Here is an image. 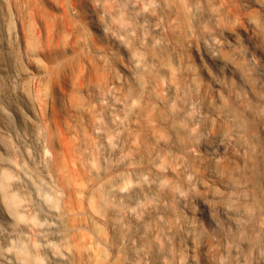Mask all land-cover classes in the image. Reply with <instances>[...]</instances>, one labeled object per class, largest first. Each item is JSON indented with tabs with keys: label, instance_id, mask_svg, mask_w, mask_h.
<instances>
[{
	"label": "rangeland",
	"instance_id": "obj_1",
	"mask_svg": "<svg viewBox=\"0 0 264 264\" xmlns=\"http://www.w3.org/2000/svg\"><path fill=\"white\" fill-rule=\"evenodd\" d=\"M0 257L264 264V0H0Z\"/></svg>",
	"mask_w": 264,
	"mask_h": 264
},
{
	"label": "bare ground",
	"instance_id": "obj_2",
	"mask_svg": "<svg viewBox=\"0 0 264 264\" xmlns=\"http://www.w3.org/2000/svg\"><path fill=\"white\" fill-rule=\"evenodd\" d=\"M6 176H8V174H6ZM5 180H6V179H5ZM3 184H4V182H3ZM5 185H6V184H5ZM3 187H4V186H3ZM8 200H9V198H8ZM8 200H7V201H8ZM10 200H12V199H10ZM10 200H9V202H10V204H12V201H10ZM13 205H14V204H13ZM16 205H17V204H16ZM8 207H9V206H8ZM9 208H10V207H9ZM13 208H16V207L13 206ZM13 211H15V210H13ZM14 213H15V212H14ZM19 218H20V217H19ZM21 218H22V217H21ZM23 253H24V254L26 253L27 255H26V256H24V254H23L22 256L20 255L21 257H20V256H19V257H20L21 259H23V258L25 257L24 259H26V261H27V258H29V259L32 258V255H31V257H30V255H28V251H27V252L25 251V252H23ZM29 254H30V253H29ZM23 256H24V257H23ZM28 256H29V257H28ZM22 257H23V258H22ZM0 258H1V257H0ZM32 260H33V259H32ZM35 260H36V259H35ZM29 261H30V260H29ZM36 261H37V260H36ZM38 261H39V260H38ZM38 261H37V263H38ZM27 262H28V261H27ZM34 262H35V261H34ZM29 263H30V262H29ZM31 264H32V263H31ZM39 264H40V263H39Z\"/></svg>",
	"mask_w": 264,
	"mask_h": 264
}]
</instances>
